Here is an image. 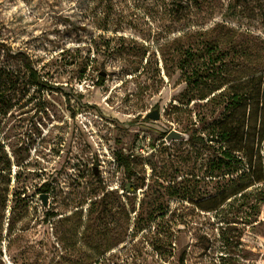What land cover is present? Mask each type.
Returning a JSON list of instances; mask_svg holds the SVG:
<instances>
[{
    "label": "rangeland",
    "instance_id": "obj_1",
    "mask_svg": "<svg viewBox=\"0 0 264 264\" xmlns=\"http://www.w3.org/2000/svg\"><path fill=\"white\" fill-rule=\"evenodd\" d=\"M0 68V264H264V98L244 152L218 134L264 0H0Z\"/></svg>",
    "mask_w": 264,
    "mask_h": 264
},
{
    "label": "trees",
    "instance_id": "obj_2",
    "mask_svg": "<svg viewBox=\"0 0 264 264\" xmlns=\"http://www.w3.org/2000/svg\"><path fill=\"white\" fill-rule=\"evenodd\" d=\"M26 69L29 71V78L35 81L37 86H44V82H41L39 77L37 76V72L34 71L31 64L29 62L24 63ZM13 76V75H11ZM6 79L10 80V71L3 70L0 68V85L1 81ZM103 81V78H101ZM6 82V81H5ZM264 87V73L259 76H253L250 79L243 80V78L237 79L236 83L230 85L229 90L232 93L231 102L228 107H233L232 112L236 113L237 120L234 126H229L225 128H219L218 134L223 142H229L233 138L236 140L235 146L230 149L234 152H244L249 144V138L256 135V125L253 123L258 119V110L252 109L254 104H259L261 100L264 98V93L262 94L261 90ZM222 89V87L218 88L215 91ZM205 99V98H203ZM215 134V133H214ZM212 135V134H210ZM238 140V141H237ZM264 138H262V141ZM197 143H204V138H198ZM2 145L0 143V150H2ZM228 155V158H231L230 152H225ZM123 165L127 172L131 173V164L129 158L123 160ZM10 172L11 165L8 158L5 159L0 158V214L2 210L6 207L9 192H10ZM248 187L242 188L235 195L241 194L244 198H246V194L243 192L246 191ZM42 192L48 194L49 185L44 184L41 188ZM25 193V190L22 192L16 191L14 197L18 199H22V195ZM47 216H52L48 212H46Z\"/></svg>",
    "mask_w": 264,
    "mask_h": 264
},
{
    "label": "water",
    "instance_id": "obj_3",
    "mask_svg": "<svg viewBox=\"0 0 264 264\" xmlns=\"http://www.w3.org/2000/svg\"><path fill=\"white\" fill-rule=\"evenodd\" d=\"M148 118H150L152 120H160V118H161L160 111L154 110L153 112L148 114ZM186 140H187V136L183 133L178 132V131H172L165 138V141L168 144H170L171 142H174V141H186ZM39 199H40L45 211H48L49 203H50V195L46 194V193L40 194Z\"/></svg>",
    "mask_w": 264,
    "mask_h": 264
}]
</instances>
